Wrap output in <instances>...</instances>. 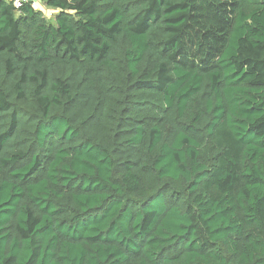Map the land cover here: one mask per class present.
Segmentation results:
<instances>
[{"label": "trees", "instance_id": "obj_1", "mask_svg": "<svg viewBox=\"0 0 264 264\" xmlns=\"http://www.w3.org/2000/svg\"><path fill=\"white\" fill-rule=\"evenodd\" d=\"M0 0V264H264V0Z\"/></svg>", "mask_w": 264, "mask_h": 264}, {"label": "rangeland", "instance_id": "obj_2", "mask_svg": "<svg viewBox=\"0 0 264 264\" xmlns=\"http://www.w3.org/2000/svg\"><path fill=\"white\" fill-rule=\"evenodd\" d=\"M33 7L51 24H54L56 11L47 7L46 0H35Z\"/></svg>", "mask_w": 264, "mask_h": 264}, {"label": "built area", "instance_id": "obj_3", "mask_svg": "<svg viewBox=\"0 0 264 264\" xmlns=\"http://www.w3.org/2000/svg\"><path fill=\"white\" fill-rule=\"evenodd\" d=\"M8 1H11L13 2V5L15 6V8H19L21 6L22 3L24 2H27V1H30L33 5H34V2L35 0H8Z\"/></svg>", "mask_w": 264, "mask_h": 264}]
</instances>
